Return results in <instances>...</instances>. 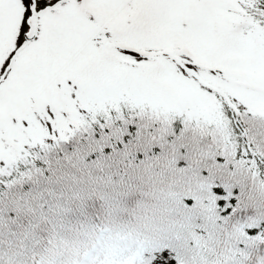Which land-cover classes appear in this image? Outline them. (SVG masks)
I'll return each instance as SVG.
<instances>
[{
  "label": "snow or ice",
  "instance_id": "obj_1",
  "mask_svg": "<svg viewBox=\"0 0 264 264\" xmlns=\"http://www.w3.org/2000/svg\"><path fill=\"white\" fill-rule=\"evenodd\" d=\"M0 264H264V0H0Z\"/></svg>",
  "mask_w": 264,
  "mask_h": 264
}]
</instances>
